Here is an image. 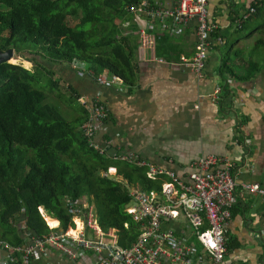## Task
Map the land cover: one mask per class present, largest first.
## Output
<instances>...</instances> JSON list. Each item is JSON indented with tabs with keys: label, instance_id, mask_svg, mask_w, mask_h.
<instances>
[{
	"label": "crops",
	"instance_id": "obj_1",
	"mask_svg": "<svg viewBox=\"0 0 264 264\" xmlns=\"http://www.w3.org/2000/svg\"><path fill=\"white\" fill-rule=\"evenodd\" d=\"M208 1L210 20L217 25L225 42L210 51L200 76L178 63L182 54H191L194 50L197 36L194 24L188 25L181 35H162L158 39L155 54L166 60H151L150 51L142 59L139 28L143 21L129 12L138 43L134 83L120 80L100 84L88 72L92 69L76 62H46L45 65L53 71L55 87L63 88L72 97L84 96L89 104L97 97L108 106L109 117L95 136L100 144L112 141L107 153L115 155L120 149L134 152L181 176L191 170L200 156L215 154L230 159L235 166L237 200L225 229L227 253L222 264H264V201L242 188L247 182L264 185V0ZM253 3L258 4V10L254 7L256 11L238 26L235 19L253 7ZM165 38L178 45L180 56L167 53L168 45L160 46ZM22 59L32 66L27 68H34L32 61ZM229 66L235 74L230 73ZM244 75L251 77L241 78ZM86 112L83 107L78 119ZM156 180L162 182V178ZM84 198L96 207L94 200ZM131 202L132 197L125 211ZM49 221L52 225L58 223L55 218ZM98 223L101 226L99 218ZM120 237L121 242V233ZM29 239L30 235L26 234L25 241ZM6 256L7 251L0 248V261ZM41 256L37 262L92 264L91 256L72 261L52 246Z\"/></svg>",
	"mask_w": 264,
	"mask_h": 264
},
{
	"label": "trees",
	"instance_id": "obj_2",
	"mask_svg": "<svg viewBox=\"0 0 264 264\" xmlns=\"http://www.w3.org/2000/svg\"><path fill=\"white\" fill-rule=\"evenodd\" d=\"M138 1L0 0V48L13 47L47 75L53 71L46 62L85 61L96 75L111 72L132 84L138 43L127 32L136 28L127 6ZM168 39L160 46L168 45L167 53L180 56L178 45ZM29 43L46 53L26 50L22 44ZM12 62L0 64V238L23 244L26 234L49 235L52 229L39 207L66 229L72 217L65 199L88 197L96 204L101 226L118 227L121 243L128 246L138 228L125 212L129 186L160 189L161 180L148 178L146 167L122 160L118 153L103 155L91 147L82 129L89 117L86 106L87 114L74 125L33 86L36 72ZM110 166L117 168L115 176H103Z\"/></svg>",
	"mask_w": 264,
	"mask_h": 264
},
{
	"label": "built area",
	"instance_id": "obj_3",
	"mask_svg": "<svg viewBox=\"0 0 264 264\" xmlns=\"http://www.w3.org/2000/svg\"><path fill=\"white\" fill-rule=\"evenodd\" d=\"M208 0H139L129 4L127 11L142 19L139 28V55L146 59L164 61L155 54V46L162 35L178 36L194 24L196 41L191 54H182L178 63L202 75L209 53L222 46L224 36L209 16ZM256 9L250 7L235 19L241 26ZM89 73L94 75L92 70ZM82 74V72H80ZM100 84H114L122 80L118 75L104 71L94 75ZM217 91H221L218 87ZM78 100L89 111L82 125L84 136L91 147L106 155L112 146L108 140L100 144L95 140L101 124L109 117V108L97 97L89 104L88 98ZM120 159L146 167L148 178H162L161 188L129 187L133 198L126 211L138 224L136 239L124 246L118 228L104 231L98 223L96 207L84 197H67L65 206L72 220L68 228L52 225L51 216L43 207L40 213L52 232L44 237L31 236L29 242L14 244L0 238V248L7 256L0 264H34L41 259L47 247L59 249L72 261L91 256L92 264H222L227 253L226 225L231 218L236 197V172L233 162L215 154L197 158L184 176L175 170L151 163L134 152H120ZM117 168L110 166L103 176H115ZM242 188L259 195L264 201V185L247 182ZM128 227V223L124 224ZM95 237H89V233ZM40 256V257H39ZM37 264H53L37 262Z\"/></svg>",
	"mask_w": 264,
	"mask_h": 264
},
{
	"label": "rangeland",
	"instance_id": "obj_4",
	"mask_svg": "<svg viewBox=\"0 0 264 264\" xmlns=\"http://www.w3.org/2000/svg\"><path fill=\"white\" fill-rule=\"evenodd\" d=\"M75 22V21H74ZM128 33H133L134 35H136V28H133L132 31H128ZM23 47L27 48L26 50H36V51H40L42 54H45L46 51H43L41 49H39L36 45L34 44H22ZM41 58H44L43 55L39 54ZM18 56V57H17ZM26 57L23 53H16L15 51V55H14V59L16 60L15 63H22L23 65L29 67L30 64L26 63V60H23L22 58ZM36 61L39 62H43L41 61V59L36 58ZM14 63V62H13ZM77 64H82L86 67V69L90 68V64L85 62V61H77ZM32 66H30L29 68H31ZM43 67V66H41ZM42 68L40 67H34L33 68V72H36V79L32 82L33 86L43 90L46 95H47V99L46 102L49 103L52 106H55L56 108H58L60 114L62 115V117H64L65 119H67L68 121H70L71 123H73L74 125H78L79 124V119H78V114L81 113L82 111V104L80 103V101L78 100V97H72L67 91H65L63 88H58L55 87L52 82H53V77L51 75H47V71L45 70V72H43L42 70H40ZM96 75V74H94ZM98 75V74H97ZM97 80V79H96ZM97 211V209H96ZM126 212V211H125ZM97 216H98V212H97ZM131 219L133 220L132 216L130 215ZM134 221V220H133ZM135 222V221H134ZM125 224V223H124ZM113 228H118V227H107V228H103L102 229L104 231H109L110 229ZM89 237L94 238L95 235L94 233L90 232Z\"/></svg>",
	"mask_w": 264,
	"mask_h": 264
},
{
	"label": "water",
	"instance_id": "obj_5",
	"mask_svg": "<svg viewBox=\"0 0 264 264\" xmlns=\"http://www.w3.org/2000/svg\"><path fill=\"white\" fill-rule=\"evenodd\" d=\"M14 55H15V49L13 47H10L6 50H2L0 48V64L4 62L13 63L11 60L14 58Z\"/></svg>",
	"mask_w": 264,
	"mask_h": 264
},
{
	"label": "bare ground",
	"instance_id": "obj_6",
	"mask_svg": "<svg viewBox=\"0 0 264 264\" xmlns=\"http://www.w3.org/2000/svg\"><path fill=\"white\" fill-rule=\"evenodd\" d=\"M12 60H14V58H13ZM12 60H11V61H12ZM52 219H53V218H52ZM49 222H50V221H49ZM50 223L52 224V222H50Z\"/></svg>",
	"mask_w": 264,
	"mask_h": 264
}]
</instances>
